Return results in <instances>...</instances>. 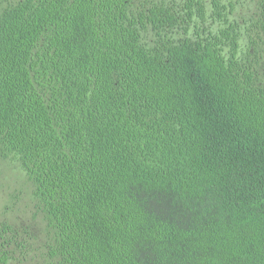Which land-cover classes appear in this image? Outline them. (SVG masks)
Segmentation results:
<instances>
[{"label": "trees", "instance_id": "trees-1", "mask_svg": "<svg viewBox=\"0 0 264 264\" xmlns=\"http://www.w3.org/2000/svg\"><path fill=\"white\" fill-rule=\"evenodd\" d=\"M211 1L0 0V264H264V0Z\"/></svg>", "mask_w": 264, "mask_h": 264}, {"label": "rangeland", "instance_id": "rangeland-1", "mask_svg": "<svg viewBox=\"0 0 264 264\" xmlns=\"http://www.w3.org/2000/svg\"><path fill=\"white\" fill-rule=\"evenodd\" d=\"M207 1V0H206ZM227 1H232L234 3V6L237 10L240 11V15L245 16L250 8L254 6V0H227ZM208 4L210 5L208 7L209 10V16L213 15L211 10V0H208ZM228 5V3H227ZM217 24L213 22V18H209L207 25H211L214 30H216L215 27H217ZM19 164L17 162H8V167H7V173L5 174V177L0 181V221L4 219H8L11 215V211L5 210L4 205L6 204V197L9 194H13L17 191L19 188V184L25 180L24 176L20 173V170L18 169ZM24 189V188H23ZM17 214L18 216H21L20 212H17L15 210L14 215ZM22 218V217H18Z\"/></svg>", "mask_w": 264, "mask_h": 264}]
</instances>
